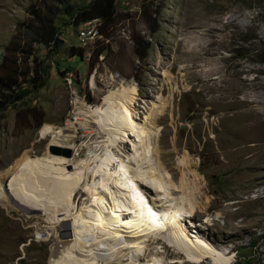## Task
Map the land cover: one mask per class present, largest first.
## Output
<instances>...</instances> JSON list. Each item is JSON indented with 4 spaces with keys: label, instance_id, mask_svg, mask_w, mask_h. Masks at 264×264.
Masks as SVG:
<instances>
[{
    "label": "rangeland",
    "instance_id": "rangeland-1",
    "mask_svg": "<svg viewBox=\"0 0 264 264\" xmlns=\"http://www.w3.org/2000/svg\"><path fill=\"white\" fill-rule=\"evenodd\" d=\"M37 1L0 0V66L17 25ZM91 1L72 3L83 8ZM116 9L107 37L80 41L81 26L62 16V54L48 57L44 46L35 47L50 77L23 104L0 112V173L26 155L43 157L58 147L39 135L44 124L62 130L61 143L77 137L62 148L71 157L61 158L69 170L78 162L80 168L87 154L106 148L107 136L97 126L89 132L99 135L84 136V118L78 122L75 114L85 105L101 106L122 83L134 85L138 119L157 106L151 142L173 188L181 191L187 181L184 193L196 215L182 223L187 235L228 250L233 264H264V0H116ZM148 9L157 16L155 35L145 23ZM139 36L151 44L140 61L133 41ZM72 47L84 50L82 59L70 56ZM71 123L79 132L67 127ZM121 149L128 156L129 145ZM2 191L0 200L8 203L0 204V264H53L61 241L73 239L77 204L59 207L53 218L42 210L23 212ZM83 192L88 203L91 196ZM162 258L177 257L169 252Z\"/></svg>",
    "mask_w": 264,
    "mask_h": 264
},
{
    "label": "bare ground",
    "instance_id": "bare-ground-1",
    "mask_svg": "<svg viewBox=\"0 0 264 264\" xmlns=\"http://www.w3.org/2000/svg\"><path fill=\"white\" fill-rule=\"evenodd\" d=\"M138 96L136 86L122 83L118 90L104 96L101 106L85 105L75 114L76 121L84 118L80 122L87 138L103 132L106 148H96L94 155L87 154L85 161L80 160V168L78 162L72 170L62 154L24 156L0 173V189L3 187L6 200L13 204L14 197L19 201L15 205L19 209L21 203L23 212L42 210L53 218L59 207L67 211L65 208L77 204L73 239L61 241L53 264H233L228 250L187 235L182 223L196 216L184 193L189 188L187 181L182 180L181 191L173 188L172 176L160 163L151 142L157 106L150 105L145 117L138 119ZM75 124L67 127L79 132ZM96 126L100 132H89ZM60 134L62 130L49 124L39 131L42 139L50 136L51 145L61 148H68V143L77 138L69 136L61 143L56 140ZM126 145L128 156L121 149L125 150ZM90 147L85 146L89 151ZM3 181L8 186L2 185ZM80 188L89 192L88 203H82L85 192ZM4 203L8 202L0 200L1 205ZM107 203L110 209L106 213ZM169 252L178 259L164 263L162 257Z\"/></svg>",
    "mask_w": 264,
    "mask_h": 264
},
{
    "label": "trees",
    "instance_id": "trees-1",
    "mask_svg": "<svg viewBox=\"0 0 264 264\" xmlns=\"http://www.w3.org/2000/svg\"><path fill=\"white\" fill-rule=\"evenodd\" d=\"M147 12L145 23L150 34L155 35L158 32L156 13L150 9ZM116 15V0H92L83 8H77L72 0H38L30 6L26 19L17 25L16 33L8 43L0 66V112L23 104L31 94L45 88L50 69L39 58L35 47L44 46L48 57L62 54L64 41L57 24L60 17H67L75 27L100 20L101 35L107 37ZM133 39L135 55L139 61L146 59L150 42L140 36ZM69 52L71 57L82 59L84 56L83 49L72 47ZM29 118L32 120V114ZM42 125L41 121L38 127Z\"/></svg>",
    "mask_w": 264,
    "mask_h": 264
},
{
    "label": "built area",
    "instance_id": "built-area-1",
    "mask_svg": "<svg viewBox=\"0 0 264 264\" xmlns=\"http://www.w3.org/2000/svg\"><path fill=\"white\" fill-rule=\"evenodd\" d=\"M100 20H93L89 23L81 25V30L78 35L80 41H96L97 39H102L100 32L101 28ZM72 75L70 73L66 74L65 80L72 84Z\"/></svg>",
    "mask_w": 264,
    "mask_h": 264
},
{
    "label": "water",
    "instance_id": "water-1",
    "mask_svg": "<svg viewBox=\"0 0 264 264\" xmlns=\"http://www.w3.org/2000/svg\"><path fill=\"white\" fill-rule=\"evenodd\" d=\"M51 152H52V154H59V155L67 154L68 157H71V151L66 150V149H62V148H59V147H52L51 148ZM66 237H69V235L66 236Z\"/></svg>",
    "mask_w": 264,
    "mask_h": 264
}]
</instances>
